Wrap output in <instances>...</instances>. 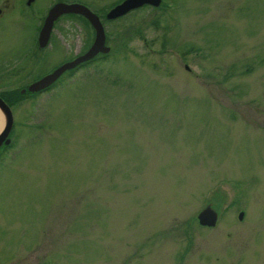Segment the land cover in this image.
I'll return each instance as SVG.
<instances>
[{
	"label": "rangeland",
	"instance_id": "rangeland-1",
	"mask_svg": "<svg viewBox=\"0 0 264 264\" xmlns=\"http://www.w3.org/2000/svg\"><path fill=\"white\" fill-rule=\"evenodd\" d=\"M37 33L0 18V264H264V0L131 8L106 56L19 94L66 58L26 63ZM59 33L92 37L75 17Z\"/></svg>",
	"mask_w": 264,
	"mask_h": 264
},
{
	"label": "water",
	"instance_id": "water-1",
	"mask_svg": "<svg viewBox=\"0 0 264 264\" xmlns=\"http://www.w3.org/2000/svg\"><path fill=\"white\" fill-rule=\"evenodd\" d=\"M161 0H123L122 2L113 6L108 12V17H117L127 12L131 8L139 7L147 3H152L153 5L160 4ZM65 12H83L90 19L91 23L95 27V37L90 45V47L83 52L82 54L63 62L58 65L52 71L42 75L38 79L29 83L26 87H21L20 92H25L26 90L30 93H34L35 91H40L52 84L56 78L68 68L75 66L82 60H88L95 56L98 52H108L111 46L105 43V32L103 26L98 18V16L89 10L84 4L78 2H56L54 3L48 10L44 22L39 30L38 34V44L43 46L48 41L50 31L53 26L54 20L62 13ZM0 110L3 114L4 122L3 126L0 128V146L4 144H8L10 142L9 133L11 131L13 125V113L11 106L7 103V101L0 95ZM239 218L243 216V211H239ZM217 211L210 206L209 204L203 207L197 213V219L200 224H206L213 226L217 221Z\"/></svg>",
	"mask_w": 264,
	"mask_h": 264
},
{
	"label": "flooded vegetation",
	"instance_id": "flooded-vegetation-1",
	"mask_svg": "<svg viewBox=\"0 0 264 264\" xmlns=\"http://www.w3.org/2000/svg\"><path fill=\"white\" fill-rule=\"evenodd\" d=\"M59 1L60 2L61 1L62 2H68V3H70V2L82 3L89 10L94 12L98 16V18H99V20H100V22H101V24L103 26V29H104V32H105V43L109 44L108 41H107V34H106V19H116V18H118L120 16L111 18V17H108L106 15L107 12H108V11H106V0L105 1L104 0H100L99 1L100 3H98V1H95V0H50L49 5L47 7H45L44 10L42 8L36 7V5L38 4V0H0V18L3 17L4 15L12 13L16 9V12L18 13V15L22 16V18L24 19V22L26 24L30 23V21H34L35 23L38 22V33H37V36L35 35L32 38V42L33 43L31 45L29 43L28 46L23 51V60L26 59L27 60V61H25L26 63L29 62V59L31 57L30 55H31L32 52H33V55H34L33 58L31 57L32 60L33 59H35V60L37 59L38 60V58H40V56L43 53V51L44 52H48L49 51L50 53L51 52H56V53L60 52L66 58L61 60V61H59L58 64H57V66H58V65L62 64L63 62L68 61V60H70V59L82 54L92 44V42L94 40V37H95V27L91 23L90 19L83 12H65V13L60 14L53 22V26H52V29L50 31V35H49V38H48V41L46 42V44H44L43 46H40L38 44V34H39V30H40V28H41V26H42V24L44 22L45 16H46L49 8L54 3L59 2ZM40 2L43 3V2H45V0H40ZM117 3H115L114 5H116ZM114 5H112V6H114ZM109 9H110V7H109ZM73 17L79 19L83 24L88 25V26L91 27V29H92V37L90 38L89 42H86V40L83 41L84 36H81V35H80V38L75 40V42L73 43L71 40H69V38L67 36H65V34H62V33L61 34L59 33V34H56V35L53 34V30L54 29H56L58 31H59V29H61V23L65 22L66 20L71 19ZM28 38H29V36H28ZM28 40H29V42H31L30 39H28ZM32 45H33V47H32ZM36 48H37V50H38L40 55L37 54V56L35 57V55L37 53L36 52ZM110 51H111V48H110V50L108 52H98L92 58H90L88 60H82L79 63H77L75 66H73L71 68H68V69H65L62 72V74H64V73L72 74L79 67L88 65L96 57L106 56V54L109 53ZM25 62H24V64H25ZM56 67H53L51 70H48L44 74L52 71ZM44 74H41L36 79H38L39 77H41ZM36 79H34V80H36ZM22 87H26V86H22ZM44 89H42V91ZM40 91H37V93L40 92ZM26 92H28V91L26 90L23 93H26ZM30 94H34V93H30ZM2 145H4V144H2Z\"/></svg>",
	"mask_w": 264,
	"mask_h": 264
},
{
	"label": "trees",
	"instance_id": "trees-1",
	"mask_svg": "<svg viewBox=\"0 0 264 264\" xmlns=\"http://www.w3.org/2000/svg\"><path fill=\"white\" fill-rule=\"evenodd\" d=\"M0 94L4 97V99L7 101L8 104H11V100H9L8 96H7L8 93L7 94L6 93L3 94V93L0 92ZM19 94H22V93L19 91Z\"/></svg>",
	"mask_w": 264,
	"mask_h": 264
},
{
	"label": "bare ground",
	"instance_id": "bare-ground-1",
	"mask_svg": "<svg viewBox=\"0 0 264 264\" xmlns=\"http://www.w3.org/2000/svg\"><path fill=\"white\" fill-rule=\"evenodd\" d=\"M0 119H1V122H0L1 123L0 126H1L2 125V122H3V119H2V117Z\"/></svg>",
	"mask_w": 264,
	"mask_h": 264
}]
</instances>
